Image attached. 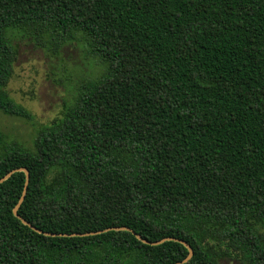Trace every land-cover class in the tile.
<instances>
[{"label": "trees", "instance_id": "16d2710c", "mask_svg": "<svg viewBox=\"0 0 264 264\" xmlns=\"http://www.w3.org/2000/svg\"><path fill=\"white\" fill-rule=\"evenodd\" d=\"M26 39L101 67L27 142L0 130V264H264V0H0V111ZM127 227L128 229H111ZM40 231H38V230ZM102 230V231H101ZM97 232L78 235L79 233ZM138 234L140 238L136 236Z\"/></svg>", "mask_w": 264, "mask_h": 264}, {"label": "rangeland", "instance_id": "374dc122", "mask_svg": "<svg viewBox=\"0 0 264 264\" xmlns=\"http://www.w3.org/2000/svg\"><path fill=\"white\" fill-rule=\"evenodd\" d=\"M15 43L18 54L7 89L17 102L30 110L33 118L10 116L0 111V130L10 139L28 142L41 124L59 116L78 83L98 75L101 67L79 42L64 44L57 54L36 48L26 39H15Z\"/></svg>", "mask_w": 264, "mask_h": 264}, {"label": "water", "instance_id": "95a60500", "mask_svg": "<svg viewBox=\"0 0 264 264\" xmlns=\"http://www.w3.org/2000/svg\"><path fill=\"white\" fill-rule=\"evenodd\" d=\"M15 171H23V172L25 173V183H24V188H23L22 194H21V196H20V198H19L17 204H16V205L14 206V208H13V213H14L15 216H17L18 218H20V219L22 220L23 223L28 224L29 226H31L32 228H34V226H32L31 224H29L26 220L22 219V218L19 216L18 212H17V210H18V208H19V206H20V204H21V202H22V200H23V198H24V195H25V193H26L27 184H28V180H29V171H28V169L25 168V167H19V168H14V169H12V170H10L9 172H7L3 177L0 178V183H1L2 181H4L5 179H7V178H8L13 172H15ZM111 229H128V228H127V227H110V228H106V229H104V230L106 231V230H111ZM37 230H38V229H37ZM38 231H40V230H38ZM101 231H102V230H101ZM101 231L88 232V233H79L78 235L94 234V233L101 232ZM136 236H137L138 238H140V236H139L138 234H136ZM169 239H174V240H178V241H180V242L183 243V244L187 247V249H188V255H187L185 258H183L182 260L177 261V262L174 263V264H182V263L187 262V261L191 258V256L193 255V250H192V247H191L188 243H186L185 241H183V240H179V239H176V238H173V237H169V238L166 237V238H163V239H161V240L153 241V242L147 241V240H145V239H143V241L146 242V243H150V244H159V243H161V242H163V241H165V240H169Z\"/></svg>", "mask_w": 264, "mask_h": 264}]
</instances>
